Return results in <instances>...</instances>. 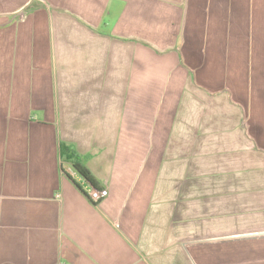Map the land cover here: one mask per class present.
Returning <instances> with one entry per match:
<instances>
[{"label": "crops", "instance_id": "obj_1", "mask_svg": "<svg viewBox=\"0 0 264 264\" xmlns=\"http://www.w3.org/2000/svg\"><path fill=\"white\" fill-rule=\"evenodd\" d=\"M262 233L264 0H0V264H264Z\"/></svg>", "mask_w": 264, "mask_h": 264}, {"label": "trees", "instance_id": "obj_2", "mask_svg": "<svg viewBox=\"0 0 264 264\" xmlns=\"http://www.w3.org/2000/svg\"><path fill=\"white\" fill-rule=\"evenodd\" d=\"M59 155L61 158V162L65 165L67 164L69 168L87 185L92 187L93 189L99 190L98 182L90 173L88 168L86 167L85 160L82 158L76 151L74 147L71 145H67L63 142L59 144ZM64 172V170H63ZM65 173V172H64ZM65 175L69 178L70 176L65 173ZM72 180V179H71ZM77 186V185H76ZM79 189L80 187L77 186ZM85 197L88 199L85 192H83ZM89 200V199H88ZM90 201V200H89ZM92 202V201H90ZM93 203V202H92ZM96 204V203H95Z\"/></svg>", "mask_w": 264, "mask_h": 264}, {"label": "built area", "instance_id": "obj_3", "mask_svg": "<svg viewBox=\"0 0 264 264\" xmlns=\"http://www.w3.org/2000/svg\"><path fill=\"white\" fill-rule=\"evenodd\" d=\"M69 176L74 177L77 175L71 169H69ZM85 185H86V188L84 189V192L87 195L88 199L90 201H92L93 203H98L100 200H102L108 196L107 190H103V189L96 190L87 184H85Z\"/></svg>", "mask_w": 264, "mask_h": 264}, {"label": "water", "instance_id": "obj_4", "mask_svg": "<svg viewBox=\"0 0 264 264\" xmlns=\"http://www.w3.org/2000/svg\"><path fill=\"white\" fill-rule=\"evenodd\" d=\"M260 235H263L264 236V233L260 234ZM255 236L257 235H250V236H245L246 238H255Z\"/></svg>", "mask_w": 264, "mask_h": 264}, {"label": "rangeland", "instance_id": "obj_5", "mask_svg": "<svg viewBox=\"0 0 264 264\" xmlns=\"http://www.w3.org/2000/svg\"><path fill=\"white\" fill-rule=\"evenodd\" d=\"M261 242H262V243H264V240L262 239V241H261ZM242 244H243V243H240V245H241V246H242Z\"/></svg>", "mask_w": 264, "mask_h": 264}]
</instances>
